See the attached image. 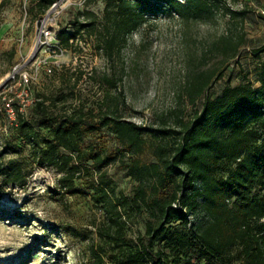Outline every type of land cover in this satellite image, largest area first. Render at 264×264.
Segmentation results:
<instances>
[{
  "label": "rangeland",
  "instance_id": "rangeland-1",
  "mask_svg": "<svg viewBox=\"0 0 264 264\" xmlns=\"http://www.w3.org/2000/svg\"><path fill=\"white\" fill-rule=\"evenodd\" d=\"M54 4L39 16L32 0H0V98H12L27 108L47 100L55 114L81 113L98 119L108 113L140 126L145 143L140 152L128 154L121 151L109 129L88 133L87 143L104 156L116 158L101 172L83 173L76 181L81 192L76 195L59 189L60 174L55 169L31 164L25 187L10 186L0 196V264H95L94 254L104 248L97 231L107 215L94 186L109 185L114 190L111 211L120 215L126 236L136 240L145 233L147 222L155 219L151 204L155 179L132 167L137 160L154 163L155 150L172 144L174 139L159 130H179L201 111L205 96L216 95L226 85L250 82L259 86L256 77L264 61V19L245 0H226L215 7L213 16L198 21L170 15L161 5L145 15L147 21L111 60L97 47L98 32L80 34L68 50L59 51L55 39L60 29L74 31L70 23L80 12H92L100 22L104 0H55ZM240 4L248 14L232 19L231 6L239 8ZM45 23L53 39L41 36ZM230 32L244 34L245 40L238 56L221 65V57L209 50ZM217 67L218 75L207 94L192 103L188 89L195 74ZM24 72L30 79L27 86L20 81ZM8 116L0 105V153L11 138ZM23 154H28V148ZM14 156L0 157V166ZM229 170L223 167L222 176ZM172 193L161 192L159 197ZM189 221L201 223L204 214L189 215ZM107 250L105 264H113Z\"/></svg>",
  "mask_w": 264,
  "mask_h": 264
},
{
  "label": "trees",
  "instance_id": "trees-1",
  "mask_svg": "<svg viewBox=\"0 0 264 264\" xmlns=\"http://www.w3.org/2000/svg\"><path fill=\"white\" fill-rule=\"evenodd\" d=\"M37 15L44 16L55 0H32ZM104 16L99 22L92 12L77 14L70 25L74 31L57 33L59 51L68 50L80 34L93 36L97 47L108 58L120 51L128 37L147 21L161 5L167 12L186 21L207 19L218 4L226 0H104ZM162 10V9H161ZM232 19L244 18L248 11L229 10ZM244 34L223 35L209 50L221 57V65L238 56ZM205 59V56H204ZM219 68L199 72L190 82V101L207 94ZM254 86L250 82L226 85L216 95L205 96L202 109L179 130H159L172 144L158 147L155 162L132 167L155 179L151 200L154 220L147 222L145 233L136 240L125 234L124 223L115 208L109 186H94L106 211V220L97 234L102 253L94 254L95 264H105L108 250L113 264H264V61L257 70ZM47 100H38L20 111L12 102L16 124L7 131L10 141L0 157L15 155L0 166V196L6 188H24L32 170L49 166L60 177L58 187L68 195L81 193L76 181L92 169L101 172L116 156H104L86 135L109 129L123 153L140 152L145 143L143 129L121 118L103 115L89 118L83 114H55ZM6 102L0 105L6 112ZM46 132V134H43ZM24 148H28L25 156ZM88 163H92L88 166ZM228 175L222 176L223 167ZM102 175H100L101 177ZM103 177L99 185L103 184ZM173 191L159 197L161 192ZM198 211L205 221L192 223L189 215ZM190 225V228L188 226Z\"/></svg>",
  "mask_w": 264,
  "mask_h": 264
},
{
  "label": "built area",
  "instance_id": "built-area-1",
  "mask_svg": "<svg viewBox=\"0 0 264 264\" xmlns=\"http://www.w3.org/2000/svg\"><path fill=\"white\" fill-rule=\"evenodd\" d=\"M56 4H54L53 6L55 7ZM230 6V5H229ZM239 8H234L231 6V10H240V9H243V5L240 4L238 5ZM41 36H44L45 40H48V39H53V33L52 31L48 28V23H45V24H42L41 26ZM50 37V38H49ZM56 39V43L59 44V40L57 37H55ZM49 72H51V70H49ZM22 77L20 78V81L23 83V86H27L30 82V79H29V75L27 72H24L23 74H21ZM3 101L6 102L5 104V108H6V112L8 113V117L11 118V124H16V115H15V112H14V109H13V106H12V102L14 101L12 98H7V97H4L3 98ZM25 108H26V105H23L21 106L20 108V111L21 112H24L25 111Z\"/></svg>",
  "mask_w": 264,
  "mask_h": 264
},
{
  "label": "crops",
  "instance_id": "crops-1",
  "mask_svg": "<svg viewBox=\"0 0 264 264\" xmlns=\"http://www.w3.org/2000/svg\"><path fill=\"white\" fill-rule=\"evenodd\" d=\"M247 4H252L257 9V13L264 19V0H245Z\"/></svg>",
  "mask_w": 264,
  "mask_h": 264
}]
</instances>
